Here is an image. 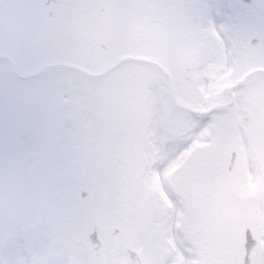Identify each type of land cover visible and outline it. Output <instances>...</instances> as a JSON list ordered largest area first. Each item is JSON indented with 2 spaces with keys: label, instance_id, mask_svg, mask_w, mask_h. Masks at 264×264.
<instances>
[{
  "label": "rangeland",
  "instance_id": "rangeland-1",
  "mask_svg": "<svg viewBox=\"0 0 264 264\" xmlns=\"http://www.w3.org/2000/svg\"><path fill=\"white\" fill-rule=\"evenodd\" d=\"M228 5L230 7H228ZM222 6L223 8L225 7L224 10L226 13V30L223 34V39L226 48L227 46L228 48L230 47L232 59H234L233 47L236 46L237 48L238 46L240 61L246 68L253 65L264 67V57L253 60L252 62H247L242 57L245 43L256 29L254 25H259V28L264 33V17L258 14L254 9H239L235 7L234 1L231 0H222ZM147 8L149 14L154 13L158 15V17L161 16L159 3L149 4ZM192 11L194 17L203 16L207 23H211V30L214 34L210 45L208 44L206 49L208 50L207 53H204L203 48L202 55L199 53L201 57L190 58L194 62V71L192 74L196 75L195 83L190 84L184 77L183 72L185 70V64L189 60L184 59L186 55L177 54L175 51L169 50L162 44L163 41H160V47L164 46L165 51L163 52L162 49L158 50L156 56L165 62L166 65L170 64L169 69L172 70L179 99L188 106L200 110L210 105L224 103L228 101L231 96L226 91L221 92L215 84L209 87V89H211L210 93L206 95L204 88L198 83L200 79L199 68L206 58L202 57L213 55L217 58V61H224V57L219 56L218 52L215 50V43L219 38L220 31L219 35H217L212 24L215 23L219 12L215 11L211 5V0H207V4L204 6V9H202L203 12L199 6L198 8L194 7ZM183 24V31L180 34L181 39H179L178 43L180 47L184 48L189 45L188 41L190 40L191 45L189 50L192 52L204 42L205 35L195 34L196 31L192 30L193 27H195V22L186 21ZM152 25L154 26L155 24ZM241 27L242 30H240ZM151 30H153V27H151ZM209 34H211V32H209ZM149 37L153 38V35ZM150 38V42L148 39H145L144 48L149 52L154 45H152V39ZM157 39H159L158 34ZM213 68L214 66H212V70ZM205 77L213 81L212 73L206 74ZM236 79L237 77L234 75L230 76L231 82H234ZM250 79L251 80L248 81L245 86L236 89L232 107L218 109L211 115H207L206 119H203L204 117L199 114L194 116L190 111L181 112L180 109L176 108V131L175 138L172 140L176 141V143L182 141L187 143L197 132L206 129L207 134L205 138H207L208 141L201 145L213 146L205 151H196L194 157L190 160L191 163L187 170L193 174L197 173L195 175L192 174V181L186 180V184L192 189V197L195 198L196 195L198 202H201L203 207V217L201 219L197 220L194 216L195 210L190 211L189 215H191V217L188 215L187 228L188 231L192 233L194 238L193 242L195 244L192 250L193 255L191 254L194 262L197 261V259H199V262L207 260L212 261V258H214L213 263H216L218 247H221L223 252V258H221L220 263L233 264L240 258L244 250L242 222L241 220L239 222V219L233 217L234 206L240 205V210L241 206L244 209L242 218L247 217L246 220L250 222L255 235L259 239V247L254 264H264V198L253 199L249 197L253 187L260 186L262 188L264 186V181L260 179L261 173H264V137H259L257 135L259 137L257 141L250 139L251 133L256 136L258 131L264 130V72H262V74L256 73V75ZM160 83V91L155 96L158 98H155L157 101H155V105L153 106L155 109L153 114L156 113L157 116L156 122L155 120L153 121V136L149 139V144H147L145 149V153H147L149 157L152 168L156 166V163H159L160 166L164 165L171 156V150L168 149L170 140L167 141L162 136L163 119L159 113V109L166 103L170 95L166 81L161 78ZM162 92L164 95H161ZM246 107L250 109L253 116V122L249 124H244L242 119L241 109ZM230 121L234 122V132L238 131V137L235 135V138L230 140L231 142L229 143L227 140L229 132L226 124ZM79 125H89V123L83 122ZM77 127L78 125L74 123L67 124V137L62 139L61 142L63 148L56 145L55 138L44 139V164L48 167L60 168V163L65 165V155H70L69 158H75L74 154L76 150H84L90 146V143L97 146L101 152L97 153L92 162L84 164L83 167L80 165L82 168L79 167L80 176L78 178L85 181L87 187L95 193L97 208H99L98 214H100V211L102 212L106 207L104 199L109 173V162L105 160L106 147L111 145L114 149V153L120 156L124 139L121 136H116L112 139L105 137H87L76 132ZM248 131L250 133H248ZM211 136H213V141L209 143ZM131 140L136 143L137 138H130V141ZM251 141L255 142V147ZM229 144H232L233 147H236L238 150L240 169L244 177V192L241 199L238 200L231 193L227 181L226 163L229 159ZM67 152L69 153L67 154ZM184 156L187 157L188 155H180L181 159L184 158ZM121 160L122 159L119 158L117 163ZM64 170L65 174H67V169H63V171ZM145 177H148V174H145ZM71 181L72 180H63L62 198H51L50 213L45 218L47 225H43L41 234L36 241L32 238L31 234L22 235L21 233V230H25L27 225L33 221L34 215L32 214L31 219L26 221L22 212L19 211L18 218L15 220L16 227L13 229L11 228L12 231H17L18 234H14L15 238L8 244L7 249L3 252L4 264H37L34 259L31 260L27 255L26 247L30 246L31 240L32 243H35L36 249H41L42 255H46V258H48L46 261H50V264L56 263L55 254L58 251L61 252L62 255L60 264H67L71 253L78 255V264H92L89 243L84 236L82 224H79V237L77 233L73 232V226L69 233H67L66 229L64 232L66 223H68V226L70 225L71 220L67 222L68 218L72 220L78 219L77 193L79 190V181ZM176 181H178V179H176ZM177 198L180 199L179 197ZM180 208L181 211H183V207ZM197 211L201 212L202 208ZM73 215H75L74 219ZM62 217L66 221H63ZM71 224L73 225V221ZM53 225H56L58 230L59 244L55 243L53 231L51 229ZM4 235V232L0 231V241ZM5 239L4 237V240ZM205 243L210 245L209 247L211 250L204 248ZM59 245L61 246L58 247ZM216 245H218V247ZM107 247L108 249L111 248V243L107 242ZM7 252L10 255L9 258ZM110 259L111 255L108 256L109 264Z\"/></svg>",
  "mask_w": 264,
  "mask_h": 264
},
{
  "label": "flooded vegetation",
  "instance_id": "flooded-vegetation-1",
  "mask_svg": "<svg viewBox=\"0 0 264 264\" xmlns=\"http://www.w3.org/2000/svg\"><path fill=\"white\" fill-rule=\"evenodd\" d=\"M124 15L119 3L102 0L101 5L94 2L88 14L66 20L39 1L22 32L0 30V148L11 138V149L22 148L25 138L47 135L50 123L53 136L60 137L64 122H79L86 115L90 121L105 122L143 116L145 79L154 80L155 75L146 73L139 59L145 55L143 46L113 28ZM44 28L57 33L44 35ZM125 56L132 58L119 62ZM63 62L67 71L60 66ZM81 69L91 73L89 82L82 80L86 74ZM82 91L88 94L87 104L81 100ZM34 172V180H41ZM26 196L5 195L0 209ZM41 196L30 195L36 207ZM152 255L148 252L150 261Z\"/></svg>",
  "mask_w": 264,
  "mask_h": 264
},
{
  "label": "water",
  "instance_id": "water-1",
  "mask_svg": "<svg viewBox=\"0 0 264 264\" xmlns=\"http://www.w3.org/2000/svg\"><path fill=\"white\" fill-rule=\"evenodd\" d=\"M11 3V7H13V13H11L6 20H11L9 24H2V27L10 30L11 32H15L18 30L26 20L29 11L33 8L35 0H3ZM55 4V7L63 13L65 16H70L71 12H76L78 10H86L89 0H48ZM240 4L243 6L248 3L257 4L258 7L264 12V4L256 3L254 0H239ZM29 8V9H28ZM8 14L6 13L5 16ZM14 23H13V22ZM248 54L253 57L257 55H261L264 53V41L260 39L257 35L255 38L251 39L247 46ZM235 156V153H233ZM233 156V158H234ZM234 160V159H233ZM233 167V163H232ZM231 183L235 190H238V179L234 174V171L231 175ZM80 210L83 216L85 228L87 234L92 243V249L94 251V257L96 264H103L104 261V252L102 243L99 239V233L101 231L100 223L98 219L95 217L93 212V203L91 196L85 191V189L81 190L80 193ZM245 234V244H246V253L242 260H240L237 264H252V258L254 256V250L256 247V241L253 239L250 229L245 226L244 227ZM133 259L139 263V259L134 253L132 249H128ZM140 264V263H139Z\"/></svg>",
  "mask_w": 264,
  "mask_h": 264
},
{
  "label": "bare ground",
  "instance_id": "bare-ground-1",
  "mask_svg": "<svg viewBox=\"0 0 264 264\" xmlns=\"http://www.w3.org/2000/svg\"><path fill=\"white\" fill-rule=\"evenodd\" d=\"M212 4L215 10L219 12V15L217 16V28L220 30L221 34L225 33L226 20H225L224 10L221 6V2L220 0H213ZM215 49L217 50L220 56L224 57V61H217L214 58V56H210L202 64L200 73L204 74L205 72H209L211 67L214 66V70H213L214 83L219 86H222L227 82L228 74H229L231 64H232L231 56H230L228 48L227 49L225 48L224 39L222 37L217 41L215 45ZM200 83L201 85L206 86V84H208V80L201 78ZM203 142H205L204 131H201L198 134H196L195 138L189 143V145L200 144ZM174 161L175 160L173 159V161L168 163V165L163 170H161L160 173L163 172V175H166L167 172L174 165ZM173 220H174V224H176L178 220V210L177 209L174 212Z\"/></svg>",
  "mask_w": 264,
  "mask_h": 264
}]
</instances>
